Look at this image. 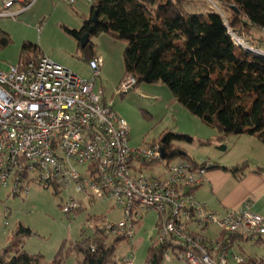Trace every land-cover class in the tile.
<instances>
[{"label": "built area", "instance_id": "2783aa9c", "mask_svg": "<svg viewBox=\"0 0 264 264\" xmlns=\"http://www.w3.org/2000/svg\"><path fill=\"white\" fill-rule=\"evenodd\" d=\"M24 1L0 0V19L15 20L26 10ZM230 35L236 45L250 49L235 33ZM88 65L90 80L45 56L0 70V191L13 198L34 183L65 192L60 207L66 217L84 202H112L121 209L122 219L93 220L88 228L93 237H100L101 230L108 237H123L130 248L143 214L154 212L153 242L166 245L164 261L251 264L235 252V241L264 244V217L247 206L218 215L196 200L194 193L205 183L210 161L198 165L181 158L167 160L159 142L130 147L126 122L113 111L111 100L106 102L103 89L95 88L101 60ZM135 85L136 80L127 77L114 96L130 93ZM0 206L4 227L9 210L1 198ZM211 228L218 232L213 240L206 236ZM134 257L123 261L133 264Z\"/></svg>", "mask_w": 264, "mask_h": 264}, {"label": "trees", "instance_id": "16d2710c", "mask_svg": "<svg viewBox=\"0 0 264 264\" xmlns=\"http://www.w3.org/2000/svg\"><path fill=\"white\" fill-rule=\"evenodd\" d=\"M27 2L22 6L26 7ZM212 2L215 7L206 0H92L90 14L83 17L81 27L65 31L79 43L83 53H90V61L96 57L94 45L90 41L84 47L80 45L90 28V37L109 34L124 41L122 78L133 77L136 87L143 83L165 85L180 106L215 129L216 142L248 135L264 145V0ZM94 13L96 23L92 21ZM253 29L262 32V37L254 39ZM230 33L250 49L236 45ZM10 43L9 35L0 29V49ZM39 57L36 45H22L20 60L36 61ZM158 142L167 160L191 161L174 146L177 142H193L190 136L164 132ZM218 148L226 149L224 144ZM245 165L217 168L235 176ZM93 220L105 217L89 219ZM99 233L100 237L93 238L81 235L74 243L71 252L82 256L77 264H125L114 256L115 244L125 239L108 241L102 230ZM31 235V229L23 226L15 232V237ZM259 243L263 242L250 244ZM19 245L21 242L0 250V264H42L39 255H28ZM166 249L164 244L151 245L144 264H161ZM61 251L51 264H65ZM246 258L251 264H264Z\"/></svg>", "mask_w": 264, "mask_h": 264}, {"label": "rangeland", "instance_id": "374dc122", "mask_svg": "<svg viewBox=\"0 0 264 264\" xmlns=\"http://www.w3.org/2000/svg\"><path fill=\"white\" fill-rule=\"evenodd\" d=\"M26 4V10L15 20L0 19V29L9 35L11 40L7 47L0 49V70L7 71L10 65L23 62L20 60L21 47L27 42L38 47L40 56L48 57L61 67L90 80L92 78L88 65L90 53H83L79 43L65 31L81 27L83 17L90 14V3L87 0H75L73 5H69L65 0H28ZM195 7L197 8V5ZM199 9L204 11V7L198 6ZM262 34L257 29L252 31L254 39H259ZM89 41L94 45V52L102 62L101 79L96 80L95 88L103 89L106 102L111 100L113 111L126 122L129 128L130 147L137 148L156 143L164 132H178L190 136L193 142H177L174 143L175 148L187 154L196 163L211 156L224 154L218 147L227 144L228 141L221 144L218 142L206 144L217 135L215 129L206 126L177 102L173 103L174 98L165 85L143 83L135 86L130 93L114 96L117 89L115 88L117 82H114L124 73L122 54L126 43L114 39L109 34L91 36ZM126 78H122L121 81ZM140 87H143L141 94L135 93ZM236 137L232 136L230 140ZM259 145L264 149L263 144ZM236 146L234 149H249L245 143L242 147ZM236 153H230L228 161ZM74 197L79 201L83 200L79 195L75 194ZM0 198L9 210L8 225L3 227L0 219V250L21 242L20 250L31 256L39 255L42 264H51L60 250L64 263L77 264V260H82V256L71 252V249L74 243L81 239V235L82 238H93L88 228L89 219L104 216L105 221L111 223H117L122 219L121 209L114 207L109 201H95L91 205L84 202L80 211L66 217L60 207L64 203L62 200L66 199L65 192L57 194L54 189L34 183L28 186L27 193H20L13 198H6L5 190H1ZM156 219L157 214L154 212L143 214L133 248H130L129 240L119 241L115 244V258L125 259L134 255L133 264H144L148 249L154 245ZM18 226L31 229L32 235L15 237ZM113 239L115 238L109 236L108 241ZM241 247L244 252L243 254L240 252L241 255L264 262V244L248 243ZM161 264L185 263L172 259Z\"/></svg>", "mask_w": 264, "mask_h": 264}, {"label": "crops", "instance_id": "0c3cea01", "mask_svg": "<svg viewBox=\"0 0 264 264\" xmlns=\"http://www.w3.org/2000/svg\"><path fill=\"white\" fill-rule=\"evenodd\" d=\"M93 59L101 60L98 56ZM100 76L98 79H101ZM122 76L123 73L118 81L115 80L114 83L117 82L115 88L120 84ZM107 81L110 80L107 79ZM142 90L143 87H140L135 93L141 94ZM175 102L176 100L174 101L173 99V103ZM245 137L246 139H244ZM230 138L232 137L225 140L228 141V143L224 144L226 149L223 151V155L211 156V158H206L197 163L190 158L193 163L198 165L203 164L206 160L211 163V167L206 174L205 183L194 193L195 198L197 201L204 203L210 211L218 215H223L226 211L236 210L242 206H247L252 213L264 217V149L259 145L261 143L256 138L248 135L238 136L231 140ZM239 140L241 141L236 146ZM209 141H211L210 145L216 143V136H213ZM244 143L249 149H234L235 146L236 148H238V146L242 147ZM257 145H259V147H257ZM234 152L237 153L234 157H230V160L228 161V155ZM232 158H234V160H232ZM243 164H246L244 170L235 176L228 171L217 168L225 167L231 169L242 166ZM141 221L142 219L137 224L136 232ZM217 234L218 232L216 229H210L207 231L206 236L209 237L210 240H213L217 238ZM243 244H248V242L237 238L235 241V252H242L243 249L241 246ZM261 244L263 243H259L258 245ZM120 259L123 260V258ZM78 262L79 261L77 260L76 263ZM134 262L135 257L133 263Z\"/></svg>", "mask_w": 264, "mask_h": 264}, {"label": "water", "instance_id": "95a60500", "mask_svg": "<svg viewBox=\"0 0 264 264\" xmlns=\"http://www.w3.org/2000/svg\"><path fill=\"white\" fill-rule=\"evenodd\" d=\"M92 21L93 23H96V13L93 14ZM91 33H92V28H90L88 32L84 34L83 37L81 38L80 45L82 47H84L88 43ZM162 157H164L163 151H162Z\"/></svg>", "mask_w": 264, "mask_h": 264}]
</instances>
